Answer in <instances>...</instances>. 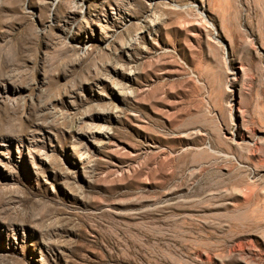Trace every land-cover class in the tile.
Wrapping results in <instances>:
<instances>
[{
    "label": "rangeland",
    "instance_id": "rangeland-1",
    "mask_svg": "<svg viewBox=\"0 0 264 264\" xmlns=\"http://www.w3.org/2000/svg\"><path fill=\"white\" fill-rule=\"evenodd\" d=\"M0 264H264V0H0Z\"/></svg>",
    "mask_w": 264,
    "mask_h": 264
}]
</instances>
